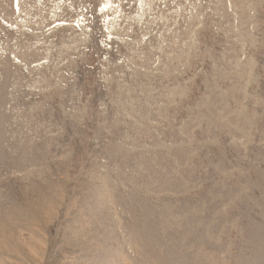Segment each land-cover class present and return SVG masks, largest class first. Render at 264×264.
<instances>
[{
    "label": "rangeland",
    "instance_id": "obj_1",
    "mask_svg": "<svg viewBox=\"0 0 264 264\" xmlns=\"http://www.w3.org/2000/svg\"><path fill=\"white\" fill-rule=\"evenodd\" d=\"M0 264H264V0H0Z\"/></svg>",
    "mask_w": 264,
    "mask_h": 264
}]
</instances>
